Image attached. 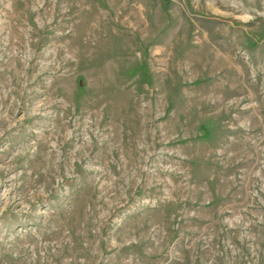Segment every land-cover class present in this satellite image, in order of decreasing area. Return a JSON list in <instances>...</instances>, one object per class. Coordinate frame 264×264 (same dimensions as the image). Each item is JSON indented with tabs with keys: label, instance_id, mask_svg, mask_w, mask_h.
<instances>
[{
	"label": "rangeland",
	"instance_id": "obj_1",
	"mask_svg": "<svg viewBox=\"0 0 264 264\" xmlns=\"http://www.w3.org/2000/svg\"><path fill=\"white\" fill-rule=\"evenodd\" d=\"M0 264H264V0H0Z\"/></svg>",
	"mask_w": 264,
	"mask_h": 264
}]
</instances>
